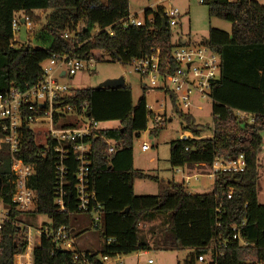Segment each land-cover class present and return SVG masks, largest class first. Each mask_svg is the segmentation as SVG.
I'll list each match as a JSON object with an SVG mask.
<instances>
[{"label": "trees", "instance_id": "obj_1", "mask_svg": "<svg viewBox=\"0 0 264 264\" xmlns=\"http://www.w3.org/2000/svg\"><path fill=\"white\" fill-rule=\"evenodd\" d=\"M202 3L207 6L209 18L218 17L231 23L230 32L212 27L208 31L206 43L220 58V75L209 91L212 126L196 124L190 113L178 109L174 94L170 93L171 108L178 113L181 129L192 137L170 143L169 163L173 168L192 164L211 166L214 161L224 163L242 155L244 170L217 172L213 191L208 194H187L183 182H167L156 195H135L136 178L156 180L134 168L133 140L147 128L148 118L154 119L155 115L145 107L146 96L159 89L141 85L142 93L136 103L125 84L117 88L69 89L57 99L55 108L70 106L78 112V106L85 103L89 119L98 124L118 122L117 128H99L98 136L91 135L88 140L89 187L101 206L100 220L92 228L89 214L76 211L73 189L76 165L72 162L69 182L65 185V211L57 212L53 203L54 158L51 153L41 155L36 133L20 127L21 143L16 156L35 169L30 185L36 198L33 210L27 213L11 208L10 219L0 235V264H14L15 256L25 251L26 227L21 216L26 214L46 215L54 229L61 225L76 228L77 237L88 229L99 230L104 239L100 252L84 250L94 259L98 255L113 257L145 252L149 244L140 239L139 224L166 214L175 246L193 250L178 264H195L197 256L206 255L209 243L217 239L224 241V245L210 252L211 256L216 251L222 252L215 264H264V204L257 202L258 154L264 132V5L256 0H203ZM36 11L48 13L41 17ZM18 12L32 25L39 26L38 31L32 32V38L41 47L11 46V22ZM144 13L142 26L123 28L117 22L129 14V0H0V94L36 83L42 76L43 62L53 54L68 53L73 48L85 60L98 59L100 53H107L112 61L118 58L120 63L127 64L151 55L155 48L160 51L161 61L170 59L175 42L172 29L168 25L162 27V9L153 12L148 8ZM149 15L151 20L147 18ZM77 24L81 25L80 32L75 37L64 38V32L71 33ZM108 26L112 34L100 31L90 39L94 27L103 30ZM177 42L180 44V40ZM237 112L246 116L240 117ZM63 122L69 126L76 124L70 117H65ZM164 125L165 119L158 121L152 131L154 135ZM106 140L114 142L112 153L107 152ZM10 165L8 146L2 145L0 200L5 204L10 203ZM77 215L86 217L89 227L81 228ZM233 226L247 245L241 246L239 241L231 239ZM109 239L113 242L106 244ZM31 264L78 263L73 251L57 249L44 236L32 252Z\"/></svg>", "mask_w": 264, "mask_h": 264}, {"label": "built area", "instance_id": "obj_2", "mask_svg": "<svg viewBox=\"0 0 264 264\" xmlns=\"http://www.w3.org/2000/svg\"><path fill=\"white\" fill-rule=\"evenodd\" d=\"M228 1L232 2L235 0ZM199 2L202 3L203 0H199ZM177 13V9H169L167 12H163L161 21L163 20L165 27L168 25L172 29L173 26L178 24L175 19ZM117 24L122 25L123 28L128 26L138 27L142 26L144 21L138 19L136 15L128 14L125 18L119 20ZM32 26L31 21L26 19L21 12L16 13L11 22V46L15 47V43L18 41L16 35L22 27L26 37V33L29 32ZM80 30L81 25L77 24L71 33L64 32L63 37H75ZM100 31H107L112 34L110 26L103 30L94 27L90 39ZM177 40H180V44L178 42L175 43L170 59L161 61L160 51L155 48L151 55L133 59L127 65L140 78L147 79V82L142 84L143 86L161 90L169 100L170 106L169 94L172 93L178 109L183 112H187L191 108L200 109L201 107L195 105L192 98L196 95L200 99L211 100L209 91L212 83L219 78L220 58L207 43L202 44V46H192L186 39L178 37ZM24 43L22 42L21 45ZM33 46L41 47L37 44ZM75 50L73 48L68 53L51 55L45 61L42 76L36 83L25 89L13 87L8 94H0V132L2 133L0 148L2 145H7L11 157L10 203L5 204L0 200V235L4 224L10 219L11 208L27 213L33 210L36 198V192L30 185L31 179L35 175V169L32 165L26 164L21 158L16 156L21 143L20 127H25L36 133V144L41 148V155L46 156V154L51 153L54 158L55 185L53 187V203L57 212L65 211V196L67 195L65 185L69 182V164L72 162V164L76 165L73 188L76 211L82 214H89L92 228L100 220L101 206L89 187L91 146L88 141L91 135L98 136L96 131L99 129V124L89 119L85 113V103L78 106L80 108L78 112L70 106H65L63 109L55 108L54 106L57 103V99L69 91V88L60 79L74 75L76 71L86 67L88 63L94 60V58L80 59L76 55ZM145 107L149 113L155 115L154 120H158L159 116L156 115V112L165 111V102L161 103L160 108L157 110L152 109L147 103ZM237 114L240 117L246 116L242 112H237ZM247 116L251 120L249 115ZM65 117H70L76 124L73 126L65 124L63 122ZM46 123L48 125L47 130L40 131L38 127L42 128ZM32 124L36 125L35 129L31 128ZM191 137V134L188 135L183 132L178 139L185 140ZM106 143L108 144L107 152L112 153L114 151V142L106 140ZM147 149L148 145L142 144L141 150L145 151ZM243 170V157L239 155L224 163L214 161L210 166L208 176L214 178L215 174L220 171L241 172ZM195 176L197 175L193 177ZM227 197H230V192ZM25 227L27 245L25 251L18 255L23 259L22 262H18L19 264L32 263V252L40 244L41 238L44 236L49 238L57 249L73 251L74 259L78 264H108L107 256L98 255L94 259L90 256V253L78 249L77 236L75 235L76 228H66V226L61 225L54 229L50 220L48 225L37 228L35 230L36 236H33L30 227L26 225ZM231 230V239L239 241L241 246L247 245L239 237L236 226H233ZM112 242L113 240L109 239L106 244ZM222 245H224V241L217 239L213 242L212 248L217 249ZM25 255H28L26 259L23 258ZM221 255L222 252L216 251L208 260L206 255H199L195 264H215L216 258ZM151 262L150 259L147 260V263Z\"/></svg>", "mask_w": 264, "mask_h": 264}, {"label": "rangeland", "instance_id": "obj_3", "mask_svg": "<svg viewBox=\"0 0 264 264\" xmlns=\"http://www.w3.org/2000/svg\"><path fill=\"white\" fill-rule=\"evenodd\" d=\"M260 4L264 5V0H256ZM151 9L156 12L158 9H162L165 13L169 9H177L178 13L175 16L178 24L172 27L173 41L176 43L178 37L186 39L192 46H202L208 40L209 28H216L226 32H230L231 23L227 20L211 17L209 18L207 12V6L200 3L199 0H129V14L136 15L138 19L144 21L145 9ZM37 15L41 17L45 16L48 12L36 11ZM152 15L147 18L150 20ZM39 26L34 25L29 32L24 33L22 27L20 32L17 33V41L15 47L26 46L30 44L35 45L32 32L38 31ZM93 34V33H92ZM22 42H25L23 45ZM45 66V62L42 63ZM122 78L124 84L131 90V96L133 103H136L141 96L143 83L147 82V79H142L136 74L132 68L127 64H122L119 61H112L107 53H100L98 59L92 60L88 65L78 71L70 77H63L60 81L65 84L69 89H82V88H95L98 87L103 81L107 79ZM195 105H199L201 108H191L187 111L194 118L196 124L200 126L209 125L212 126V102L210 99H200L196 95L192 98ZM157 101V102H156ZM165 102V111L156 112V115L160 117L157 121L152 118H148L147 128L140 132L139 137L133 140V166L134 168L143 171L153 177L156 180L136 178L134 186V194L140 196L156 195L167 184L163 185V182H178L185 183V187L192 191L202 194L211 193L213 190V178H209L207 175L201 174L198 171L197 176L182 179L183 174H187L190 171L187 170L188 165L183 167H171L169 163V150L170 143L179 138V135L183 133L180 127V119L178 113L170 106V102L161 90H153L146 96V103L152 109L157 110L160 108V104ZM185 112V111H184ZM165 114V115H164ZM165 119V125L157 135H154L153 128L157 125L158 121ZM36 126V125H35ZM33 124L32 129H35ZM99 128L111 129L117 128L118 122L109 121L99 123ZM48 125L38 129L40 131L47 130ZM204 134H208L204 131ZM263 143L261 150L258 154V175L259 181L257 185V202L264 204V132L261 133ZM148 145V149L141 150L142 144ZM177 169L184 170L182 172H176ZM165 218L155 220L152 227L144 225V222L139 224L140 239L149 244V248L145 253L134 252L128 255H116L108 257V264H178L183 263L185 259L193 253L191 248H178L175 246L174 237L171 231L169 221L166 220V214L158 215ZM76 219L78 223L83 227H89L86 217L77 215ZM21 221L23 225L29 226L33 236H36L35 230L41 226L48 225L50 223L49 218L46 215H22ZM77 244L80 250H94L100 252L104 245V239L100 235L99 230L88 229L86 232L77 237ZM212 242L209 243V250L206 254V259L211 258ZM28 255L23 258L26 259ZM151 260V263H147V260ZM29 260V259H28ZM27 260V262H28ZM22 262L21 256L17 257L15 262ZM26 262V261H25Z\"/></svg>", "mask_w": 264, "mask_h": 264}, {"label": "crops", "instance_id": "obj_4", "mask_svg": "<svg viewBox=\"0 0 264 264\" xmlns=\"http://www.w3.org/2000/svg\"><path fill=\"white\" fill-rule=\"evenodd\" d=\"M182 39V38H181ZM188 135H190L191 133L190 132H186ZM178 170V171H177ZM176 170V172H182V174L184 173V170L182 171V170H180V169H177ZM187 170L188 171H190L189 173H187V174H183V176H182V179H184V178H186V177H192V176H194V175H199L198 174V171H201V174H204V175H209V173H210V166H206V165H204V164H192V165H188V168H187ZM209 177V176H208ZM209 178H211V177H209ZM136 180V179H135ZM135 180H134V183H133V189H134V184H135ZM167 182L165 181V182H163V185H165ZM184 183V182H183ZM185 184V183H184ZM184 188H185V192L187 193V194H202V193H197V192H192V191H190V190H188L186 187H185V185H184ZM213 191V190H212ZM162 218H164L163 216H161L160 218L159 217H157V216H154V217H150V218H148V219H146V220H144L143 222V224L144 225H146V226H149V228L150 227H152V224L154 223V221L155 220H158V219H162ZM146 252V251H145ZM145 252H143V253H145ZM18 256V255H17ZM16 257V256H15ZM16 260V259H15ZM16 264H19L17 261L15 262Z\"/></svg>", "mask_w": 264, "mask_h": 264}, {"label": "water", "instance_id": "obj_5", "mask_svg": "<svg viewBox=\"0 0 264 264\" xmlns=\"http://www.w3.org/2000/svg\"><path fill=\"white\" fill-rule=\"evenodd\" d=\"M162 27L165 28L163 20H162ZM182 43H183V41H182ZM116 61H118V58H116ZM123 85H124V81L120 77L117 79H107V80L103 81L98 87H100V88H117V87H121ZM0 184H1V180H0ZM125 211H127V209Z\"/></svg>", "mask_w": 264, "mask_h": 264}]
</instances>
